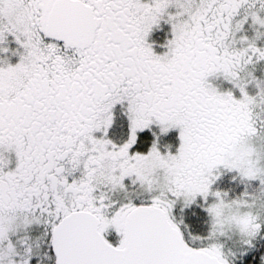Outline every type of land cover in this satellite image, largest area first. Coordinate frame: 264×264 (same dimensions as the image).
I'll use <instances>...</instances> for the list:
<instances>
[{
  "label": "snow or ice",
  "instance_id": "snow-or-ice-1",
  "mask_svg": "<svg viewBox=\"0 0 264 264\" xmlns=\"http://www.w3.org/2000/svg\"><path fill=\"white\" fill-rule=\"evenodd\" d=\"M0 264H264V0H0Z\"/></svg>",
  "mask_w": 264,
  "mask_h": 264
}]
</instances>
